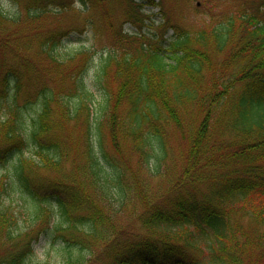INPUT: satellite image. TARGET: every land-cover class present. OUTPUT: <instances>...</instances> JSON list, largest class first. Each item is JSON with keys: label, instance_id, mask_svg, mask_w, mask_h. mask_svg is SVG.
<instances>
[{"label": "trees", "instance_id": "1", "mask_svg": "<svg viewBox=\"0 0 264 264\" xmlns=\"http://www.w3.org/2000/svg\"><path fill=\"white\" fill-rule=\"evenodd\" d=\"M117 1L141 23L165 0ZM48 5L0 8V166L33 205L20 228L0 180V264L32 262L43 232L62 264H264V0L169 37L120 29L127 48L100 63L99 86L115 89L102 86L95 119L90 54L55 53ZM131 200L139 233L120 221Z\"/></svg>", "mask_w": 264, "mask_h": 264}, {"label": "rangeland", "instance_id": "2", "mask_svg": "<svg viewBox=\"0 0 264 264\" xmlns=\"http://www.w3.org/2000/svg\"><path fill=\"white\" fill-rule=\"evenodd\" d=\"M27 1L0 0V8L7 16H16L23 13ZM239 1L241 0H165L162 5L157 7L145 6L141 14L137 12L141 18V23H133L126 16L128 5L121 1L86 0L82 5L78 0H47L48 6L53 11V15L50 17L54 22L50 24L52 25L51 29L56 28L58 34H61V41L54 49L55 53L61 58L78 57L80 52H86V56L90 54L83 73V80L86 87L92 92L90 104H88L94 119L100 115V104L104 92L115 89V84L109 79L99 86L98 70L100 63L105 54L110 51L116 50L121 53L127 48L126 41L117 38L120 29L124 33H136L144 37H159L161 34L169 37L173 33L171 26L189 28L202 24L204 21L209 22L210 16L219 15L218 9L226 11ZM166 21H168L167 24L162 27L161 24ZM38 61L41 64L39 68L46 78L44 72L49 70V67L43 62L42 56H39ZM109 78H111V73ZM46 79H49V76ZM46 81L48 82V80ZM182 148L173 146V151L170 153L172 161L169 158L166 160L172 167V172L179 169ZM170 175L168 174V176ZM0 180L5 184L4 205L9 206L17 214L20 228L23 229V226L28 225L24 224V220L29 219L33 205H31L28 196L17 190L16 182L9 178L7 170L2 166H0ZM139 209V202L131 200L128 206L124 205L122 208L120 217L122 223L130 222L136 233H139L137 230L139 225L135 221L132 223L130 216L132 212ZM52 242L53 235L41 233L39 238L32 243L33 261L27 262V264H62L63 258L60 252L56 250V244ZM98 264L102 263L99 262Z\"/></svg>", "mask_w": 264, "mask_h": 264}]
</instances>
